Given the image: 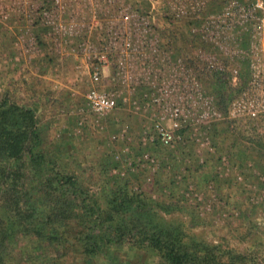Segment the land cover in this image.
Here are the masks:
<instances>
[{
  "label": "trees",
  "instance_id": "16d2710c",
  "mask_svg": "<svg viewBox=\"0 0 264 264\" xmlns=\"http://www.w3.org/2000/svg\"><path fill=\"white\" fill-rule=\"evenodd\" d=\"M163 22L164 44L194 60L193 21L169 15ZM201 80L227 113L247 70L237 85L218 73L202 71ZM39 112L36 101L24 102L7 87L0 92V264H132L142 252L166 264H258L254 253L197 230L203 220L184 195L156 198L115 174L108 181L119 161L105 152L96 156L88 135L48 143ZM237 144L244 164L253 149Z\"/></svg>",
  "mask_w": 264,
  "mask_h": 264
},
{
  "label": "built area",
  "instance_id": "2783aa9c",
  "mask_svg": "<svg viewBox=\"0 0 264 264\" xmlns=\"http://www.w3.org/2000/svg\"><path fill=\"white\" fill-rule=\"evenodd\" d=\"M161 1L172 18L193 21L191 35L197 39L194 60L198 64L164 44L154 0L140 1L146 4L145 11L130 0H38L36 4L21 0L19 8L31 26L50 29L60 52L69 48L70 54L87 65L92 85L84 99L103 132L108 130L107 117L127 110L150 119L140 141L145 148L184 144L186 131L200 147L212 150L208 131L214 123L225 118H264V0H225L214 9L219 0ZM1 2L0 16L8 19L15 7L5 12ZM31 37L37 44L41 36L31 33ZM216 51L239 61L225 63ZM241 62L246 64L247 80L224 113L201 73L226 75L237 85L243 72ZM81 112L87 119L84 108ZM128 133L127 125L105 140L108 144L130 141ZM130 150L127 144L124 151ZM115 158L121 161L119 154ZM126 164L133 172L143 168L154 173L161 168L160 159L148 150ZM113 172L126 175L123 168L115 167ZM147 179L152 181L151 176Z\"/></svg>",
  "mask_w": 264,
  "mask_h": 264
},
{
  "label": "rangeland",
  "instance_id": "374dc122",
  "mask_svg": "<svg viewBox=\"0 0 264 264\" xmlns=\"http://www.w3.org/2000/svg\"><path fill=\"white\" fill-rule=\"evenodd\" d=\"M154 1L159 9L157 29L162 37L164 17L166 20L169 14L161 0ZM37 2L34 0L35 4ZM224 2L219 0L212 9L219 8ZM20 4L21 0L1 2L5 12L15 8L8 19L0 16V92L7 87L24 102H37L41 109L38 114L40 124L48 143L62 138L78 142L82 136L88 135L86 142L90 143L96 156L103 152L121 156V161L115 158L119 161L117 167L126 170V175L120 178H130L135 189L156 198L184 195L195 204L203 220L197 230H204L208 240L252 252L257 263L264 264V170L259 164L260 161L264 163V118H225L214 123L208 131L212 150L200 147L191 132L185 136L184 144L145 148L140 141L150 119L127 110L116 111L107 117L104 122L108 130L103 132L96 126L95 117L84 99L85 92L92 85L89 68L81 57L70 54L69 48L60 52L61 47L56 45L55 36L49 34L47 26H31L19 8ZM142 5L146 7V4ZM31 33L39 34L44 42L33 43ZM91 39L93 42L97 40L96 36ZM62 41L64 48L66 43L64 39ZM216 53L225 63L239 61L219 51ZM241 67L245 72L246 64L241 62ZM82 108L87 119L81 112ZM82 119L84 122L80 124ZM127 125L131 140L108 144V139L105 140L108 134L120 132ZM235 142L253 149L249 150L251 158L244 160V164L237 159L242 155L237 149L239 144L235 146ZM127 144L131 148L129 153L124 151ZM147 150L157 155L161 168L154 173L143 168L134 172L129 169L126 163L130 159L137 160ZM235 152L236 156L233 155ZM113 169L114 166L108 181L118 178ZM227 170L228 174H225ZM149 176L152 181H148ZM132 264L166 263L157 254L142 252Z\"/></svg>",
  "mask_w": 264,
  "mask_h": 264
},
{
  "label": "crops",
  "instance_id": "0c3cea01",
  "mask_svg": "<svg viewBox=\"0 0 264 264\" xmlns=\"http://www.w3.org/2000/svg\"><path fill=\"white\" fill-rule=\"evenodd\" d=\"M146 148H150V147H146Z\"/></svg>",
  "mask_w": 264,
  "mask_h": 264
}]
</instances>
